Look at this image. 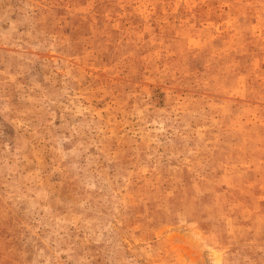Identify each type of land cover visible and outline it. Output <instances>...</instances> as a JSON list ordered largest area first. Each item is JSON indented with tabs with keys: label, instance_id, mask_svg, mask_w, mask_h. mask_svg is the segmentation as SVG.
Masks as SVG:
<instances>
[{
	"label": "rangeland",
	"instance_id": "1",
	"mask_svg": "<svg viewBox=\"0 0 264 264\" xmlns=\"http://www.w3.org/2000/svg\"><path fill=\"white\" fill-rule=\"evenodd\" d=\"M0 264H264V0H0Z\"/></svg>",
	"mask_w": 264,
	"mask_h": 264
}]
</instances>
